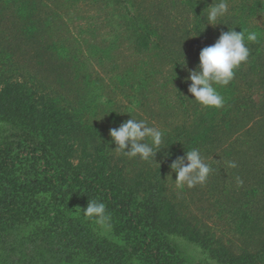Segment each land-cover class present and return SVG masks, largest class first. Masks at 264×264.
<instances>
[{"label": "rangeland", "instance_id": "obj_1", "mask_svg": "<svg viewBox=\"0 0 264 264\" xmlns=\"http://www.w3.org/2000/svg\"><path fill=\"white\" fill-rule=\"evenodd\" d=\"M226 2L220 22L228 25L203 29L212 0H0V142L21 140L28 150L44 144L51 164L123 181L146 207L158 178L163 193L155 214L147 207L150 223L186 263L264 264V0ZM239 21L240 30L257 34L246 41L248 60L218 88L224 105L203 107L178 62L184 56L195 68L200 50ZM125 112L164 130L163 147L168 136L190 130L180 155L199 149L213 169L207 181L178 187L161 164L178 155L167 148L158 163L118 155L109 129L130 118ZM73 206L96 235L127 250L129 264H151L130 251L131 237L110 219L83 218L77 208L86 204ZM20 227L28 235L39 225Z\"/></svg>", "mask_w": 264, "mask_h": 264}, {"label": "trees", "instance_id": "obj_2", "mask_svg": "<svg viewBox=\"0 0 264 264\" xmlns=\"http://www.w3.org/2000/svg\"><path fill=\"white\" fill-rule=\"evenodd\" d=\"M240 22L234 30L240 31ZM208 125L207 121V128ZM189 131L182 128L165 141L166 148L175 156L183 152L179 146L189 148L185 137ZM174 137L178 146L172 141ZM6 142H0V264H65L78 257L91 264H129L125 248L96 235L81 218L72 214L73 205H87L91 199L102 201L116 230L131 237L132 253L151 264H190L151 226V211L147 207L155 214L157 197L163 193L160 179L156 178V183L149 186L151 195L146 207L139 201L135 203L133 195L122 186L123 181L96 174L67 173L51 164L46 160L49 155L44 144H39V148L29 145L28 150L21 140ZM171 161L161 164L169 166ZM41 191L47 194L45 200L32 196ZM29 221H37L39 228L28 235L20 233V226ZM258 252L257 259H262Z\"/></svg>", "mask_w": 264, "mask_h": 264}, {"label": "clouds", "instance_id": "obj_3", "mask_svg": "<svg viewBox=\"0 0 264 264\" xmlns=\"http://www.w3.org/2000/svg\"><path fill=\"white\" fill-rule=\"evenodd\" d=\"M204 10L206 22L203 29L206 24L214 27L217 24L228 25L220 22L229 15V5L226 0H212ZM256 38L255 32L236 31L233 26H228L226 31L220 32L213 44L200 50L199 62L195 68H187L183 56V63H178L188 72L185 79L190 81L187 91L192 95V99L203 107L221 108L224 105V97L218 88L227 86L233 80L235 70L248 60L250 49L246 41H255ZM129 117L118 127L109 129L111 142L115 144L113 149L118 155L130 159L138 157L143 161L157 162L155 159L157 152L166 148L162 146L165 131L158 126H150L146 119H137L130 114ZM169 167L171 172L175 173L174 180L171 172L169 173L170 179L178 187L186 185L189 188L205 183L213 170L197 148L185 151L183 156H177ZM77 211L81 217L95 219L100 223L110 219L106 205L96 199L88 200L87 205L83 208L78 207Z\"/></svg>", "mask_w": 264, "mask_h": 264}]
</instances>
